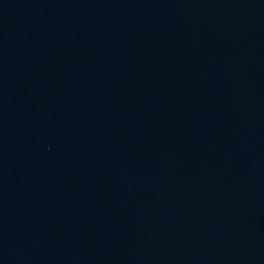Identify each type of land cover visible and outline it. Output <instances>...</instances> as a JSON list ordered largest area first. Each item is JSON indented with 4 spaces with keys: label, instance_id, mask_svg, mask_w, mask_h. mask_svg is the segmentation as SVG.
Instances as JSON below:
<instances>
[{
    "label": "water",
    "instance_id": "95a60500",
    "mask_svg": "<svg viewBox=\"0 0 264 264\" xmlns=\"http://www.w3.org/2000/svg\"><path fill=\"white\" fill-rule=\"evenodd\" d=\"M0 264H264V0H0Z\"/></svg>",
    "mask_w": 264,
    "mask_h": 264
}]
</instances>
